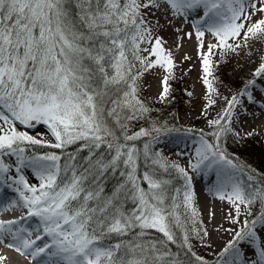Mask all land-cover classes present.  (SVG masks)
Listing matches in <instances>:
<instances>
[{
    "label": "snow or ice",
    "instance_id": "1",
    "mask_svg": "<svg viewBox=\"0 0 264 264\" xmlns=\"http://www.w3.org/2000/svg\"><path fill=\"white\" fill-rule=\"evenodd\" d=\"M169 29L195 41L210 128L190 156L176 153L185 164L164 153L166 125L134 130L151 112L146 76L162 72L157 100L170 99ZM262 38L264 0H0V214L23 213L0 219V245L31 264H264V181L243 182L223 146L242 118L264 114V54L230 96L217 74ZM194 174L236 225L212 260L192 243L212 247Z\"/></svg>",
    "mask_w": 264,
    "mask_h": 264
},
{
    "label": "rangeland",
    "instance_id": "2",
    "mask_svg": "<svg viewBox=\"0 0 264 264\" xmlns=\"http://www.w3.org/2000/svg\"><path fill=\"white\" fill-rule=\"evenodd\" d=\"M162 35L169 41V46L172 47V40L176 39V37L171 29L163 32ZM188 42L190 41L178 40V44L183 43L184 46ZM253 42L255 43L256 41ZM258 42L261 46L259 53L261 56L264 54V38ZM172 49L176 56L177 69L175 73L176 79L171 81L172 91L170 99L164 103L159 102L157 100L159 94L158 90H156V86L153 85L158 80V76H146L142 81L141 96L146 105L151 109L150 113H153L156 117H153L151 121H139L134 126V130L139 127L150 128L153 123H156L157 126L160 124L166 125L170 131L166 136H163L161 140L162 144L166 145V147H164V153L170 160H177L181 164H185L186 159H182L176 153L183 151L188 155L192 154L194 147L198 143L200 130H203L205 133H209L210 128L205 116L201 113V108L204 103L205 89L200 79L202 73L198 56L197 54L191 53L179 54L178 52L180 48L177 47H172ZM185 54L190 56L191 59L185 60L183 58ZM245 57L247 56L243 53L241 56L233 55L228 59L227 63H222L217 70V74L223 81V83L219 85L222 94L230 96L231 94L237 92L241 88L243 82L251 76V73L257 64L252 63L245 66L242 64V60ZM160 75H163V73L161 72ZM149 85L154 86V89L151 92H148ZM173 92L177 94L176 100H173ZM189 92L192 93L191 96L188 95ZM196 92L201 93L203 97L196 96ZM220 103L224 104V101L221 99ZM208 111L210 113V118H215L216 109H209ZM251 130H255L257 134L247 137L244 135L246 131L244 132V130L240 129V137L231 136L225 138L223 146L236 163L247 168L246 171L248 173L254 172L257 175L259 173L261 176H264V133L254 127H252ZM36 131L44 132L45 129L40 127ZM31 134L34 135L35 132H32ZM240 176L241 180L242 178H245L247 181V176L245 173L243 174V171L240 172ZM31 182L35 183L36 181L34 178H31ZM196 207L199 214V220L203 221V227L206 228L209 233L206 243L211 244L212 247H202L199 241L194 240L196 244L195 249L201 255L207 257L209 260H212L213 252H218L222 249L217 247L220 243L213 241V238H216V236L219 235L216 234V229L212 230L210 228L209 225L211 223L206 219L205 213L201 211L197 198ZM259 210L258 204L253 207L254 213ZM233 227H236V225H233ZM229 239H231V236ZM226 243L227 242L224 244ZM0 255H4L6 257L4 260L6 263L3 264H17L14 257L20 261H29L26 257L19 255L13 250L4 248L3 245H0Z\"/></svg>",
    "mask_w": 264,
    "mask_h": 264
},
{
    "label": "bare ground",
    "instance_id": "3",
    "mask_svg": "<svg viewBox=\"0 0 264 264\" xmlns=\"http://www.w3.org/2000/svg\"><path fill=\"white\" fill-rule=\"evenodd\" d=\"M178 44V40L174 39L172 40V47H175V45ZM260 43L258 41H256L255 43L253 42V53H252V57H245L242 60V64H244L245 66H248V64H258L259 63V53H260ZM259 50V51H258ZM179 54L182 53H191V54H197L196 51V47H195V41L191 40L190 42H188L185 46L183 45V48H180ZM255 61V62H253ZM243 65V66H244ZM162 75L158 76V80L156 81L155 84H153L154 86H156V90H158V93L161 91V85H160V77ZM149 85L148 86V92H151L154 88V86ZM226 95V94H223ZM196 96H201L203 97V95H201V93L196 92ZM228 96V95H227ZM221 106H223V103H220ZM219 109H216V112ZM244 120H246L247 122L243 124V127L241 128L239 125H237V127L242 130H244V132L249 131L252 129V127H254L255 129L261 130L262 133H264V114L260 113V111L257 109L256 110V117L253 118L251 115L242 118ZM162 143V142H161ZM193 153V152H192ZM191 155V154H190ZM189 155V156H190ZM239 177H240V173H238ZM193 183H194V187H195V192H196V198L198 200V205L201 209V211H203L206 215V219L208 221H210V228L216 229L217 230V235L216 238H213V241H216L218 243H220L219 245H217V247L219 249L222 248L223 245H225L224 243L228 241V239L230 238V235L228 233H225L224 229L225 228H231L233 227V224H230L228 222V220L226 219V215L227 212L229 210V206L220 201L219 199L214 198L212 195L209 194L208 192V187H209V179L206 176H201V175H196L193 179ZM23 213L21 211H16V214H14L13 212H4L2 214H0V219L2 218H14V217H18L20 215H22ZM221 225H223V227H220ZM223 244V245H221ZM14 259H16L17 264H31L30 261L24 260V261H20L19 259H17L16 257H14ZM3 263H6V261H3Z\"/></svg>",
    "mask_w": 264,
    "mask_h": 264
},
{
    "label": "trees",
    "instance_id": "4",
    "mask_svg": "<svg viewBox=\"0 0 264 264\" xmlns=\"http://www.w3.org/2000/svg\"><path fill=\"white\" fill-rule=\"evenodd\" d=\"M176 93L175 92H173V100H176V96H177V94L175 95ZM153 117H156V115H153V113H150V115H149V121H151V119H153ZM141 122L143 121V120H140ZM227 146H228V144H227ZM75 147L76 146H73V147H71V148H69L68 149V151H75ZM38 151H41V152H43V151H49V149H44V148H41V149H38ZM86 153H81V155H85ZM235 162V161H234ZM244 170H247V168L245 167V168H243ZM248 173V172H247ZM248 174H251V173H248ZM262 181H264V176H261L259 173H258V175L256 174V180H255V182L256 183H258V184H260ZM112 183H114V180H110L109 181V183H108V189L107 190H111V186H112ZM177 186H179V185H177ZM198 219H199V215H198ZM192 243H193V245H194V250L197 252V250L195 249V241L193 240L192 241ZM198 253V252H197ZM198 254H200V253H198ZM201 255V254H200Z\"/></svg>",
    "mask_w": 264,
    "mask_h": 264
}]
</instances>
